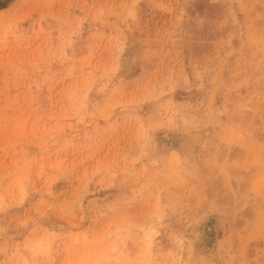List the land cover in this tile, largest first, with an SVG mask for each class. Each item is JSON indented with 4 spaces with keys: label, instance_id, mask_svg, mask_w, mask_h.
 Here are the masks:
<instances>
[{
    "label": "rangeland",
    "instance_id": "374dc122",
    "mask_svg": "<svg viewBox=\"0 0 264 264\" xmlns=\"http://www.w3.org/2000/svg\"><path fill=\"white\" fill-rule=\"evenodd\" d=\"M0 264H264V0L0 11Z\"/></svg>",
    "mask_w": 264,
    "mask_h": 264
},
{
    "label": "trees",
    "instance_id": "16d2710c",
    "mask_svg": "<svg viewBox=\"0 0 264 264\" xmlns=\"http://www.w3.org/2000/svg\"><path fill=\"white\" fill-rule=\"evenodd\" d=\"M16 1L18 0H0V11L9 8Z\"/></svg>",
    "mask_w": 264,
    "mask_h": 264
}]
</instances>
